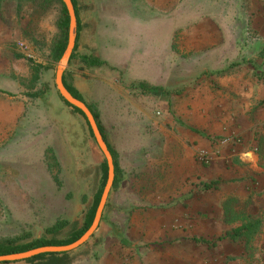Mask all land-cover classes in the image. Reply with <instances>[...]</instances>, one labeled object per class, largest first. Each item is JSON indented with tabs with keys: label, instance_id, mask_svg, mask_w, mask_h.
Masks as SVG:
<instances>
[{
	"label": "rangeland",
	"instance_id": "rangeland-1",
	"mask_svg": "<svg viewBox=\"0 0 264 264\" xmlns=\"http://www.w3.org/2000/svg\"><path fill=\"white\" fill-rule=\"evenodd\" d=\"M75 1L80 26L76 53L98 56L107 67L88 68L74 59L64 69L71 71L65 80L97 114L114 153L116 181L95 231L61 264L250 261L257 235L248 231L231 240L223 235L224 227L242 224L249 205V230L264 229L263 206L251 199L231 200L233 219L226 223L209 220V209L192 214L187 205L213 202L214 195L200 188V168L237 164L249 169V197L264 181L254 166L240 160L241 145L248 141L230 129L203 133L206 120L217 128V123L221 127L235 120L225 111L206 110L208 73L244 74V82L252 83L251 108L245 112L251 121L264 106L255 99L260 90L264 93V0H176L162 12L151 11L144 0ZM60 15L58 0H0V243L64 238L80 226L99 182L103 155L54 85ZM214 24L223 29H206ZM134 32L144 43L137 45L131 37L127 44L125 38ZM205 33L226 39L225 69L210 60L216 55H208ZM127 46V58L119 62L123 54L115 50ZM110 53L116 62L110 63ZM123 73L151 80L152 74L163 73V78L130 83ZM132 84L147 88L134 90ZM197 133L207 144L202 149L214 152L207 163L195 154ZM226 135L238 137L241 145L215 151L213 142ZM258 145L250 150L264 154V143L263 150Z\"/></svg>",
	"mask_w": 264,
	"mask_h": 264
},
{
	"label": "crops",
	"instance_id": "crops-1",
	"mask_svg": "<svg viewBox=\"0 0 264 264\" xmlns=\"http://www.w3.org/2000/svg\"><path fill=\"white\" fill-rule=\"evenodd\" d=\"M146 3L149 5V9L153 12H162L163 7L167 4L170 6H175L176 0H144V4ZM147 6V5H146ZM140 23L135 24L137 27ZM119 31L118 28H115ZM111 29V30H115ZM206 29H223L221 25H218V28H216V25L213 26H207ZM113 34V33H112ZM207 35L205 38V44L208 47V55H216L215 57L211 58L210 60L218 62V68L219 69H225V67H222L226 61V54H225V46H226V39L224 37L216 38V36H213L208 33H205ZM133 40L136 41V44L139 45L142 41L141 34L134 32L132 35L129 34L127 38H125L127 44L129 45L130 41ZM146 41V40H145ZM144 43V41H142ZM118 43V42H117ZM115 43L118 46V44ZM142 43V44H143ZM114 44V43H113ZM204 46V43H203ZM115 47V48H116ZM121 47V46H120ZM128 46L123 47L121 49L117 48L115 51H119V53L123 54V57L120 60H124L127 58L126 53ZM112 52L113 54L115 53ZM228 54L227 56H229ZM232 57V53H231ZM116 62V59L112 57L110 53V63ZM225 61V62H224ZM224 62V63H223ZM223 63V64H222ZM113 66V65H112ZM111 68V66H110ZM71 73L70 68L66 69V74ZM65 74V75H66ZM126 77L130 79L131 82H136V80H141L148 82L147 80L155 81V78L160 79V81L163 78V73H154L152 74V80L151 78H145V76L139 74H132V73H123ZM243 73H208V79L205 80L206 85L208 86L207 94L205 96L206 99V110H213V111H225V116L227 118L230 117V115H233L234 121L226 122L225 125L216 127V124L214 122H211L209 120H206V124L204 125L206 128L203 131L206 135L212 134L217 135L220 134L222 130H231L232 132H235V134L240 135L245 141H248L247 146L245 143H242L241 146H243V152L239 154L240 160L244 163H248L251 168V166L255 167V172L258 173L259 177H261V180H264V154L261 152L259 155L255 154L251 149V145L259 143V148L262 149V144L264 143V106L260 109L256 120H250L248 119V116L245 115L246 111L250 110V103H251V94H252V83L251 82H244ZM159 83V82H158ZM151 86L152 84L149 83ZM161 85L160 83L158 84ZM134 90H139V88L146 89L143 87L137 88V86H134L132 84ZM156 86V85H154ZM162 90H160V93ZM216 92H218V95L216 96ZM258 93V92H257ZM159 100H162V95L160 94ZM256 100H263L264 103V93L262 90H260V95L258 94L255 97ZM240 111L242 116L238 115V112ZM212 114L215 113H209V116H212ZM237 119V120H236ZM259 119L262 120V122L258 121ZM256 127V128H254ZM194 142V146L196 148H204L207 144L205 143V140L203 138V135L196 134L192 138ZM249 147V148H248ZM248 171V172H245ZM199 177L197 180L201 182H207L210 180L217 179V177H221L219 183L216 185V187H211L208 189H202L201 185L200 188L204 191L210 192L209 194H213V202L207 201L204 199L202 202L194 203L191 201V203H188L187 210L190 213H194L193 211H198L199 209H209L207 216L208 219L211 221H217V222H226L232 221L233 218H231L230 213L233 210V208H230L231 200L232 201H238L240 203L244 202L247 199H251L253 204L264 207V181L259 182L257 191L255 193V196L249 197L250 194L248 185L246 182H252L250 175L252 174L249 169H246L243 166H239L237 164H227L226 167H220V166H214L212 171L211 168L207 169H198ZM247 173V174H246ZM260 180V179H259ZM255 183V182H254ZM255 185H252L251 187H254ZM253 188H251L252 190ZM193 194V190L191 191ZM255 192V191H254ZM210 206H213L214 213L211 214L209 211H211ZM248 207L251 210H245L243 212V220L244 222L242 224H245L247 222V219L249 218V214L252 211V208L248 205ZM241 212V211H239ZM242 216V212H241ZM258 216V215H257ZM242 218V217H241ZM259 218V217H258ZM238 219V218H237ZM241 223L235 224L234 226L225 225L224 227V236L229 238L230 231L234 228H237L242 225ZM262 226L264 227V218L262 219ZM257 227V226H256ZM250 232L257 235V238L260 239L259 242H257L254 247L250 249V255L251 260H244L243 257L241 259V263L238 264H264V229H261L260 231L257 228H254L250 230ZM244 236L239 235L237 238H240Z\"/></svg>",
	"mask_w": 264,
	"mask_h": 264
},
{
	"label": "trees",
	"instance_id": "trees-1",
	"mask_svg": "<svg viewBox=\"0 0 264 264\" xmlns=\"http://www.w3.org/2000/svg\"><path fill=\"white\" fill-rule=\"evenodd\" d=\"M70 1L72 3L74 15H75V19H76V35H75L74 46H73V49H72L70 56L68 58L67 64H69L72 60L77 59L79 64H81L80 66H85L88 68L107 67L106 61L104 59H101L98 56L76 53L77 40H78V36H79L80 26H79L78 17H77L76 1L75 0H70ZM58 2L60 3V12H61V15H60V18L58 21V28L60 30L61 37L58 40V42L54 48V55L57 59L59 58V56L61 55V53L65 47L67 24H68V18H67L65 8L62 5V3L60 2V0H58ZM218 73H220V72L218 71ZM65 74H66V71L64 70L62 73V76H61L63 86L66 88V90L74 98L83 102L80 94L75 90V88L73 86H71V84L66 82ZM60 99L62 100V102L66 106L70 107L75 113H77L81 116V118L83 119V121L86 125L88 133L92 136L90 129L87 125V122L83 117L82 112L80 110H78L77 108L70 106L61 97H60ZM86 107L91 112V114H92V116L96 122L97 128H98V130H99V132H100V134H101V136H102V138L106 144V147H107V149H108V151L112 157L113 168H114V175H113V180H112V184H111V186H112L116 181L114 153L106 142V139H105L103 132L101 130V126L99 125L98 120H97V114L93 110H91L87 105H86ZM98 168H99V173H100L99 174V182H98V185H97L95 191L93 192V194L91 196L90 203H89V205H88V207H87V209L83 215V219H82V222H81L79 227L70 231L69 234L67 236H65L64 238L38 236V237H34L33 239H31L29 241L21 242V243H0V255L18 253V252L26 251V250H29L32 248L45 246V245H65V244L71 243L72 241L76 240L90 225V222H91L93 214H94V210H95L96 205L98 203L99 196H100L102 187H103L105 179H106V164H105L104 158L100 161ZM218 183H219V181L217 179H214V180H210L207 182H201L200 185H201L202 189H208L211 187H216V185ZM254 225H255V223H254ZM249 228H250V225H248L247 223L242 224L241 226L234 228L230 231L229 238L231 240H235V238H237L239 235H242V234L245 235V233L250 231L251 229L249 230ZM200 241L205 242L204 239L203 240L200 239ZM67 253L68 252L57 253V254H55V253H42V254L33 256L31 258L24 259L23 261L28 262V263H32L34 261L40 260V261H44L43 264H61L64 262V261L62 262L61 258L65 257ZM3 263H6V262H1V264H3Z\"/></svg>",
	"mask_w": 264,
	"mask_h": 264
},
{
	"label": "water",
	"instance_id": "water-1",
	"mask_svg": "<svg viewBox=\"0 0 264 264\" xmlns=\"http://www.w3.org/2000/svg\"><path fill=\"white\" fill-rule=\"evenodd\" d=\"M60 2L65 8L67 18H68V24H67L65 47L61 55L59 56L56 67H55L54 85L57 90V93L65 102H67L70 106H73L82 112L83 117L86 120L87 125L90 129V132L93 136V140L97 148L103 155V158L106 164V179L102 187L99 200L94 210V214L90 222V225L76 240L72 241L71 243L65 244V245H45V246L32 248V249L18 252V253L0 255V263L21 261V260L28 259V258H31L33 256H36L42 253L57 254V253L69 252L77 248L81 244H83L86 240H88V238L92 235V233L95 231L96 227L98 226L101 213H102V210H103V207H104L107 195H108V191L111 187L112 180H113L114 168H113L112 157L97 128L96 122L91 112L89 111V109L86 107V105L82 101L74 98L62 84L61 76H62L64 69L67 66L68 58L70 56V53L73 49L74 42H75L76 19H75L74 10H73L71 1L70 0H60Z\"/></svg>",
	"mask_w": 264,
	"mask_h": 264
},
{
	"label": "built area",
	"instance_id": "built-area-1",
	"mask_svg": "<svg viewBox=\"0 0 264 264\" xmlns=\"http://www.w3.org/2000/svg\"><path fill=\"white\" fill-rule=\"evenodd\" d=\"M212 145L215 148V151H220L223 147H239L241 145V141L234 135H226L214 141ZM252 150L255 151V148H253ZM195 154L199 161H201L202 163H207L211 159L214 152L199 148L196 150Z\"/></svg>",
	"mask_w": 264,
	"mask_h": 264
}]
</instances>
